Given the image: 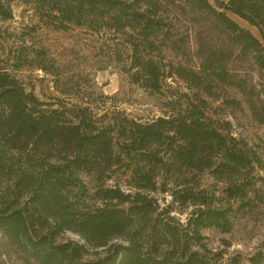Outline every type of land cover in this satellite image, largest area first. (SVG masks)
Segmentation results:
<instances>
[{
  "label": "trees",
  "instance_id": "1",
  "mask_svg": "<svg viewBox=\"0 0 264 264\" xmlns=\"http://www.w3.org/2000/svg\"><path fill=\"white\" fill-rule=\"evenodd\" d=\"M14 2L55 30L119 39L130 83L150 94L165 96L174 79L188 92L167 97L169 115L150 122L96 117L88 102H41L0 56V264L5 249L20 264H264V246L230 256L211 247L210 234L264 214V161L208 112L243 103L264 127V0H0V22L12 19ZM34 58L56 86L57 69L43 52ZM121 169L125 189L106 187ZM80 174L98 183L93 194ZM155 194L191 209L185 222Z\"/></svg>",
  "mask_w": 264,
  "mask_h": 264
},
{
  "label": "rangeland",
  "instance_id": "2",
  "mask_svg": "<svg viewBox=\"0 0 264 264\" xmlns=\"http://www.w3.org/2000/svg\"><path fill=\"white\" fill-rule=\"evenodd\" d=\"M11 11L12 19L0 22V56L10 74L41 102L51 103L60 99L65 100L69 107L88 102L86 106L90 107L92 116L110 117L119 112L128 119L146 123L169 115L162 108L167 97L188 92L185 84L176 79L166 81L163 88L165 96L150 94L130 83L124 72L128 64L129 50L119 43V39H112L110 34L93 33L84 27L75 26L66 31L55 30L40 20L32 5L21 2H14ZM228 16L239 27L260 40L255 28L235 15ZM37 51L45 54L41 61L47 68L57 69L59 77L56 86L55 78L35 67L39 63L34 58ZM187 54L190 56L191 50H187ZM164 55L166 61L178 63L179 59L172 54L166 52ZM14 62L21 64V67L11 69L10 64ZM28 63L32 65L28 66ZM208 112L220 124L229 122L228 129L231 134L264 161V127L252 120L243 103L240 109L232 111L220 107L218 103H211ZM123 171L121 169L113 173L104 185H118L125 189ZM79 177L86 184L89 194H93L94 187L98 184L95 179L83 174ZM154 196L160 207L169 205L171 215L180 222H185L191 209L181 212L176 204H172L170 197L161 194ZM210 237L211 247L224 250L227 256L234 251L251 253L257 247L264 246V214L255 213L243 221L232 234H210ZM64 239L81 242L78 236L71 233L65 234ZM3 252L9 257L7 264H20L12 249H5ZM87 259L92 260L94 257Z\"/></svg>",
  "mask_w": 264,
  "mask_h": 264
}]
</instances>
